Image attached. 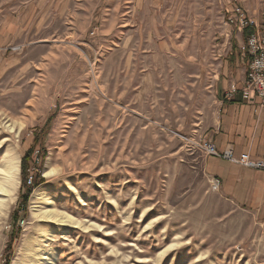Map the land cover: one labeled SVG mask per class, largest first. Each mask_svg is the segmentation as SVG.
Here are the masks:
<instances>
[{"label":"rangeland","instance_id":"obj_1","mask_svg":"<svg viewBox=\"0 0 264 264\" xmlns=\"http://www.w3.org/2000/svg\"><path fill=\"white\" fill-rule=\"evenodd\" d=\"M227 1L55 0L0 50V264H264L177 136L217 120Z\"/></svg>","mask_w":264,"mask_h":264},{"label":"crops","instance_id":"obj_2","mask_svg":"<svg viewBox=\"0 0 264 264\" xmlns=\"http://www.w3.org/2000/svg\"><path fill=\"white\" fill-rule=\"evenodd\" d=\"M56 11L55 0H28L15 11L0 16V50L14 43L28 42L32 30L46 10ZM245 34H235L215 73L213 94L217 104L216 122L200 133V139L213 142L219 151L232 148L235 155L249 154L264 162V108L256 99L243 100L241 93L229 97L232 85L241 88L249 66ZM225 39V45L229 42ZM232 40L233 43H232ZM204 172L220 182V196L239 208L251 211L264 223V170L233 164L217 157H204Z\"/></svg>","mask_w":264,"mask_h":264},{"label":"built area","instance_id":"obj_3","mask_svg":"<svg viewBox=\"0 0 264 264\" xmlns=\"http://www.w3.org/2000/svg\"><path fill=\"white\" fill-rule=\"evenodd\" d=\"M227 2L226 15L222 24L223 35L230 42L235 34L248 32L246 45L250 56L248 72L243 85L241 88L232 85L228 96L234 97L241 93L244 101L251 102L259 99L261 107L264 108V0H256L257 3L254 5L249 0H228ZM177 136L206 157L213 156L233 164L264 170V162L253 160L249 154L237 156L232 148L221 152L213 142L208 140H196L181 134ZM212 186L219 191L220 182L212 180Z\"/></svg>","mask_w":264,"mask_h":264},{"label":"bare ground","instance_id":"obj_4","mask_svg":"<svg viewBox=\"0 0 264 264\" xmlns=\"http://www.w3.org/2000/svg\"><path fill=\"white\" fill-rule=\"evenodd\" d=\"M9 193H10V191L8 189H6L4 183L0 182V195H2V196L5 195L6 196ZM41 216H43V217L44 216L45 217H51V216L57 217V213L54 212V211H46V212L41 213Z\"/></svg>","mask_w":264,"mask_h":264},{"label":"trees","instance_id":"obj_5","mask_svg":"<svg viewBox=\"0 0 264 264\" xmlns=\"http://www.w3.org/2000/svg\"><path fill=\"white\" fill-rule=\"evenodd\" d=\"M27 166V165H26ZM26 166H25V168H26ZM34 178H32V180H30L29 178H28V181H31V184L30 185H33V182H34V180H33ZM28 184V183H27ZM30 188V187H29Z\"/></svg>","mask_w":264,"mask_h":264}]
</instances>
